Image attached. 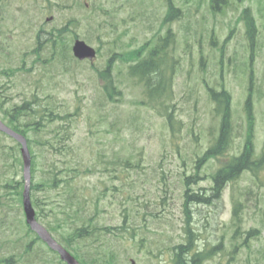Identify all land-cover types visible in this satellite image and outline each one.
<instances>
[{
    "label": "rangeland",
    "instance_id": "374dc122",
    "mask_svg": "<svg viewBox=\"0 0 264 264\" xmlns=\"http://www.w3.org/2000/svg\"><path fill=\"white\" fill-rule=\"evenodd\" d=\"M1 1L6 16L3 20L6 49L0 52V66H18L24 61L30 70L17 72L9 81L2 75L0 100L6 95L10 102H20L22 94L38 93L45 102H54L60 113H71L70 120L64 124L63 119L57 118L44 130L49 135L46 139L67 132L58 149L64 156L54 154L52 148L40 153L41 148L35 145L37 138L33 142L38 155L37 179L43 169L46 171L57 160L54 155H59L57 167L83 164L73 182L77 192L74 207L84 215L93 214L101 226L118 227L114 235L101 232L96 237L79 240L78 252L87 259L96 257L100 264H109L105 263V258L111 252L117 254L116 264H173L172 247L186 237L184 180L198 172L200 177L191 183L193 191L210 195L213 181L209 175L228 158V155L220 160L211 158L197 170L200 157L217 135L216 124L219 123L217 118H212L215 104L208 97L206 81L218 89L224 85L233 96L236 138L228 152L230 155L238 153L243 139L249 74V68L241 66L249 51L247 26L241 16L245 8L251 9L257 24L255 76L259 90L254 96L255 144L257 152H261L264 141V0H227V5L218 12L212 11L210 0H175L185 12L182 18L165 26L160 23L166 13V0H81L87 4L86 8H79L78 3L71 8L76 0ZM49 16H53L51 21H47ZM73 16L80 20L76 33L89 37L87 42L100 49L101 54L93 62L100 68L106 65L105 60L113 51L144 44L152 39L153 33L173 30L175 42L168 48L167 62L172 55L176 59L172 85L174 118L178 122L173 121L174 130L164 110L168 100L156 107L141 105V87L127 77V66L118 59L113 74L124 97L114 103H108L103 97L104 80L91 62L82 61L79 65L72 62L67 67L56 61L44 63L46 51L41 60L36 59L32 54L37 44L36 33L43 27L51 29L67 24L71 28ZM72 37H65V41L71 42ZM0 138L13 146L11 138L3 135ZM125 158L132 161V166L125 164ZM1 160L0 258L13 254V264H25L27 261L20 259L19 254L34 235L26 237L23 244L19 241L27 230L25 215L17 195L3 187L12 178L10 172L2 174ZM260 165L258 178L250 171L245 172L223 187L218 199L211 197V204H193V227L199 233L200 247L220 244L214 257L205 264H264V158ZM22 175L23 172L15 179H22ZM62 192L63 189L51 191L48 204L46 199H40L44 192H35L42 213L51 206L55 207V212L61 210ZM84 196L88 197L87 201L83 200ZM99 197L96 209L93 201ZM233 197L244 205L242 233L236 238H232L234 229L231 227ZM59 216L64 220L65 216ZM40 218L45 225L53 222L52 216ZM124 223L125 229H119ZM69 225L74 226L73 219ZM63 226L69 231L66 222ZM253 227L260 229L258 237H251L244 244L246 233L243 231ZM53 233L60 236L59 232ZM41 256L52 257L58 263L54 252L47 247L40 250L38 244H33L28 258L44 264L38 259Z\"/></svg>",
    "mask_w": 264,
    "mask_h": 264
},
{
    "label": "trees",
    "instance_id": "16d2710c",
    "mask_svg": "<svg viewBox=\"0 0 264 264\" xmlns=\"http://www.w3.org/2000/svg\"><path fill=\"white\" fill-rule=\"evenodd\" d=\"M75 3H78L79 8H86V3H83L81 0H76L71 8L75 6ZM212 7L214 11H219V6L227 5L226 0H211ZM58 6H65L66 3H57ZM214 5V6H213ZM4 4L0 0V35H4L5 31L3 30L4 24L3 20L5 19L4 15ZM242 20L246 22L248 27V43H249V85H248V95L246 96L244 103V111L246 118V126L244 128V133L242 135V141L240 143L239 149H241L240 154L233 153L228 160L224 162L216 171L211 173L213 180L215 181V186L210 188L212 193L208 195L207 193L202 192H194L191 183L196 181L200 176L198 172L195 175H190L187 179L184 180L185 193H184V202H183V213L186 215V224L184 226L185 230V241H182L175 246L172 247L174 251V264H204V261L209 256L213 257L215 253V248L208 247L203 250L198 244V235L195 228L193 227V213H194V205H209L213 201L212 198H219L220 190L229 182H233L237 180L242 174L247 171L252 172L254 176L258 175V172L262 169L260 165V160L256 156L255 149V133H256V115L254 111V96L258 92V85H256V76H255V55L257 53V35L255 34L256 29V18L252 14L250 8H245L242 11ZM169 18V17H168ZM166 18L165 20H169ZM80 20L76 16H73L70 19V26L72 28H68L65 26L63 28H54L50 29V31H39L37 32V42L38 45L34 47L32 50V54H35L37 60H41L44 54V63H53L60 62L62 64H69L76 59L71 53V42H65L63 37L65 36L64 32L66 30L67 37L70 35L73 38H77L79 35L76 33L75 29L79 26ZM48 34L50 37H48ZM50 41V45H44L41 40ZM172 34H168L164 39L165 42L163 44L158 45L156 48L154 47L150 50L144 57H138L137 62L135 64H130L128 70L126 72L127 77L132 79V82L135 86L141 87L142 99L139 100L140 104L143 106L151 105L158 106L162 104V100L164 102L163 95L169 99H171V93L168 90L170 86H166L170 80L169 72L172 73L175 70L174 62L172 64L163 65L162 62V54L164 47L168 45L169 42L172 41ZM5 40H0V52L4 51L5 48ZM50 56V57H47ZM78 62V61H76ZM25 62L23 61V65L18 66H10V67H1L0 66V77L4 75L9 81L17 72L20 70L29 71L30 69L25 68ZM112 69L110 66L105 70L101 71L100 75H102L103 85H102V95L108 103L119 102L123 100L124 93L123 90L119 87L116 77L112 73ZM207 85V90L209 96L212 100H214L215 108L212 113V118H219V128L218 133L215 137V140L211 143V146L205 152V155L200 157V162L197 165L198 167L202 165V163L211 158H216L218 156H223L226 154L229 149H231L235 145V126L233 123V109L231 106L232 102V94L228 91L224 86L221 90H217L215 87L211 86L208 81L205 82ZM2 93L0 92V96ZM40 95L35 93L32 94L27 99H24L21 104H11L7 97L4 96V100H0V113L3 120L7 121V124L10 125L14 130L24 134L29 141V146L32 154V174L33 176L37 175V158L38 155L33 148V142L37 138L35 145L41 148L40 153L43 151H48L49 148L54 149V154H62L59 149L60 144L63 143L64 139L68 136L66 131H63L62 135H54L46 139L47 134L44 133L45 128L48 126V123L55 121L57 118L63 119V124L65 121L70 120V112L60 113L57 111L54 102H43V98L39 97ZM170 105L166 107L165 112L168 115L170 122H173L174 114L169 111ZM161 112V110L159 109ZM212 119V120H213ZM62 124V125H63ZM61 125V126H62ZM71 139V138H70ZM70 139H67L70 141ZM3 140L0 139V159L3 164L4 172L3 175H6L7 172L11 174V180L4 183L3 187L9 188L13 195L16 194L18 201L21 202L22 188H23V179L16 180V176L22 170V160L20 156V146L17 143L16 145H6ZM65 152V151H64ZM264 155V152H263ZM56 161H53V164L48 169H43L41 174V181L35 182L32 186L34 190L41 191V188L46 186L50 189H55V191H59V189H63L61 193L63 198L61 199L64 204H62V208L59 212H55V207L51 206L46 213H41L38 211L37 216L40 219L41 216H52L53 222H46L49 226L50 231L59 232L60 236L58 239L61 242H65L66 247L71 249L76 257L80 259L83 264H100L96 257H90L89 259L82 257V255L78 252L79 240L86 239L88 237H96L103 232L113 233L118 227L115 226H101L99 225L95 219L94 215L91 213L82 214L79 208H75V198H76V188L73 187V182L80 174L78 169L84 167L83 164L77 167H70L68 164L63 165L62 167H57L58 164V156ZM53 156V157H54ZM125 164L128 166H132V161L129 158H125ZM135 166V165H134ZM48 170V171H47ZM90 168L88 169V171ZM48 189V190H49ZM48 192V193H49ZM50 198V196H46ZM83 200L87 201L88 197H83ZM90 200V199H89ZM101 198L99 200L93 201L96 209H98ZM51 201V200H50ZM79 202V199L77 200ZM92 201V200H91ZM49 202V201H48ZM240 201L237 199L234 203V216L238 214V207L241 205ZM48 204V203H47ZM41 213V214H40ZM236 213V214H235ZM59 214L65 216L64 220L60 218ZM208 217V215H207ZM73 219L74 226H70L69 223ZM68 224L67 231L64 228V223ZM1 225V222H0ZM26 225V224H25ZM119 229H125V223ZM240 225L238 222L234 224V226ZM27 230L25 237L19 240L22 244L25 243L26 237L30 235V229L26 225ZM259 229H250L249 231H244L246 236L243 240V243H247L251 236H256ZM234 238V237H233ZM37 241H40L38 235H35V239L33 242L27 244L23 247L24 251L19 254L20 259L23 261H27L25 264H34L35 260L29 259V255L31 253L32 245L36 244ZM41 250V248L39 247ZM211 252H207V251ZM212 253V254H211ZM211 254V255H210ZM16 255V254H15ZM13 254L8 256H4L0 259V263L4 264H13ZM82 257V258H81ZM115 258H117V254L110 253L109 257L105 258V263L116 264ZM42 259V256L40 257ZM52 257H46V261H52Z\"/></svg>",
    "mask_w": 264,
    "mask_h": 264
},
{
    "label": "water",
    "instance_id": "95a60500",
    "mask_svg": "<svg viewBox=\"0 0 264 264\" xmlns=\"http://www.w3.org/2000/svg\"><path fill=\"white\" fill-rule=\"evenodd\" d=\"M74 55L79 59L85 58H94L95 50L88 44H86L83 40H76L73 46ZM0 130L8 133L15 139H17L22 145V156L24 161V178H25V188L23 193V204L24 211L26 214L27 223L30 225L31 229L36 231L39 236L46 241L49 246L55 250H57L62 259L66 260L68 264H81L69 251H67L60 243H58L52 235L43 227L36 219V213L34 207L32 205L31 197H30V179H31V154L28 148L26 138L20 134L12 130L8 127L1 119H0Z\"/></svg>",
    "mask_w": 264,
    "mask_h": 264
}]
</instances>
